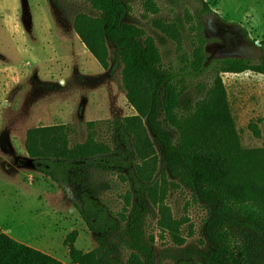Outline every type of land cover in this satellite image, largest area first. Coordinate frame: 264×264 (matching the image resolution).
<instances>
[{
	"label": "trees",
	"instance_id": "obj_1",
	"mask_svg": "<svg viewBox=\"0 0 264 264\" xmlns=\"http://www.w3.org/2000/svg\"><path fill=\"white\" fill-rule=\"evenodd\" d=\"M86 1L98 15L79 12L73 28L103 69L113 74L121 65L122 85L135 113L109 121L111 141L98 139V121H89L86 139L76 143L71 142L68 124L26 131L25 150L36 170L72 198L97 238L96 247L83 251L75 244L77 230L72 231L65 240L70 263L156 264V235L147 232L146 219L155 213L161 236L168 234L177 245H183V221L173 217L165 200L169 190L184 186L208 210L204 226L207 248L201 253V264H254L251 249L234 241L233 230L243 228L264 241V145H242L221 73L264 75V40L258 45L261 54L257 60L217 58L208 63L204 25L199 19L191 69L176 72L164 66L155 39L126 20L130 10L126 0ZM198 1L202 12L211 11L206 0ZM147 3L152 11L157 10L152 0ZM154 23L180 43L179 23L158 19ZM209 70L214 77L203 97L193 109L184 110L181 99L187 90L186 77ZM249 127L260 136L256 124ZM109 175L128 185L121 193L122 209L116 213L104 195ZM0 264L63 263L1 232ZM178 264L191 262L180 260Z\"/></svg>",
	"mask_w": 264,
	"mask_h": 264
},
{
	"label": "rangeland",
	"instance_id": "obj_2",
	"mask_svg": "<svg viewBox=\"0 0 264 264\" xmlns=\"http://www.w3.org/2000/svg\"><path fill=\"white\" fill-rule=\"evenodd\" d=\"M126 1L130 5L126 20L155 39L168 69H191L198 44L196 24L201 19L207 25L212 14L240 25L248 34V44L237 50L238 55L254 60L260 57L256 42L264 40V0H206L211 8L206 12L201 11L198 0H152L156 11L148 7V0ZM79 12L98 15L86 0H0V233L43 249L64 264H71L65 240L72 231L77 230L75 244L83 251L96 247L97 238L72 198L36 170L25 150L26 131L68 124L71 142L76 143L86 139L88 122L98 121V139L111 141L109 121L135 113L122 85L121 65L113 74L103 69L75 32L73 20ZM157 19L180 24V43L156 27ZM204 36L208 63L223 57L219 40L208 25ZM228 36L234 41L239 37ZM109 48L113 57L114 49ZM221 75L242 145L263 146L264 75L252 71ZM213 77V70L186 77L187 90L181 99L184 110L195 107ZM252 123L260 130L259 137L249 127ZM169 178L174 179L172 175ZM105 181L109 186L104 190L105 199L116 213L122 209L121 193L128 185L115 175ZM165 203L173 217L183 221L180 229L185 243L177 245L168 234L161 236L157 215L151 212L146 230L156 235V264H178L180 260L201 264V253L207 248L206 206L184 186L169 190ZM233 232L237 244L251 249L254 264H264V241L243 228L235 227Z\"/></svg>",
	"mask_w": 264,
	"mask_h": 264
},
{
	"label": "flooded vegetation",
	"instance_id": "obj_3",
	"mask_svg": "<svg viewBox=\"0 0 264 264\" xmlns=\"http://www.w3.org/2000/svg\"><path fill=\"white\" fill-rule=\"evenodd\" d=\"M207 25L211 31V34L216 36L219 40V44H217V46L222 52L225 53L224 56L220 57L219 59L242 58L240 55H238L237 50H244V48H246L245 45H247L249 41L248 34L242 27L239 28L237 24L226 23L214 14H212L207 20ZM207 25L204 26V29L207 28ZM231 33L237 34L239 36L237 40L234 41L229 38L228 35ZM227 40H229V43Z\"/></svg>",
	"mask_w": 264,
	"mask_h": 264
},
{
	"label": "crops",
	"instance_id": "obj_4",
	"mask_svg": "<svg viewBox=\"0 0 264 264\" xmlns=\"http://www.w3.org/2000/svg\"><path fill=\"white\" fill-rule=\"evenodd\" d=\"M33 246V245H32ZM34 247H36V246H34ZM36 248H38V247H36ZM38 249H40V248H38ZM41 250H43V249H41ZM43 251H45V250H43ZM45 252H47V251H45ZM48 253V252H47ZM50 254V253H49ZM52 255V254H51ZM54 256V255H53ZM57 258V257H56ZM60 260V259H59ZM61 261V260H60ZM62 262V261H61ZM63 263V262H62ZM64 264V263H63Z\"/></svg>",
	"mask_w": 264,
	"mask_h": 264
},
{
	"label": "water",
	"instance_id": "obj_5",
	"mask_svg": "<svg viewBox=\"0 0 264 264\" xmlns=\"http://www.w3.org/2000/svg\"><path fill=\"white\" fill-rule=\"evenodd\" d=\"M238 27L240 28L241 26H240V25H238ZM256 44H257V45H260V43H259L258 41L256 42Z\"/></svg>",
	"mask_w": 264,
	"mask_h": 264
}]
</instances>
